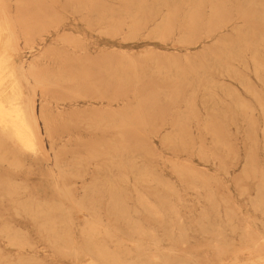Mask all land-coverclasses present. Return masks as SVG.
<instances>
[{
    "label": "rangeland",
    "instance_id": "obj_1",
    "mask_svg": "<svg viewBox=\"0 0 264 264\" xmlns=\"http://www.w3.org/2000/svg\"><path fill=\"white\" fill-rule=\"evenodd\" d=\"M0 119V264H264V0H0Z\"/></svg>",
    "mask_w": 264,
    "mask_h": 264
},
{
    "label": "bare ground",
    "instance_id": "obj_2",
    "mask_svg": "<svg viewBox=\"0 0 264 264\" xmlns=\"http://www.w3.org/2000/svg\"><path fill=\"white\" fill-rule=\"evenodd\" d=\"M242 1V0H241ZM250 9V8H249ZM248 9V10H249ZM244 10V9H243ZM212 12V11H211ZM239 31H237V33H238ZM236 33V34H237ZM247 35V34H246ZM242 36V35H241ZM244 43V42H243ZM228 44V43H227ZM245 109V108H244ZM31 111V110H30ZM30 115H31V112H30ZM32 116V115H31ZM1 120V119H0ZM2 120H4V119H2ZM33 123V122H32ZM34 125V124H33ZM33 128V127H32ZM33 131H34V129H33ZM28 136V135H27ZM38 137V136H37ZM62 190V189H61ZM83 201V200H82ZM81 209V208H80ZM96 211V210H95ZM128 213V212H127ZM134 213V212H133ZM148 214V213H147ZM118 215V214H117ZM91 216H95V215H91ZM100 216V215H99ZM122 217V216H121ZM91 218V217H90ZM225 218V217H224ZM94 219V218H93ZM123 219V218H122ZM206 219H208L207 217H206ZM88 220V219H87ZM205 220V219H204ZM207 221V220H206ZM94 222V221H93ZM138 222V221H137ZM97 223V222H96ZM122 223V222H121ZM117 224V223H116ZM160 224V223H159ZM95 225H97V224H95ZM99 225V224H98ZM114 226V225H113ZM135 226V225H134ZM132 228H133V226H132ZM133 230V229H132ZM131 230V231H132ZM130 231V232H131ZM169 231V230H168ZM135 232H136V230H135ZM143 232V231H142ZM132 233V232H131ZM138 233V232H137ZM142 234H144V233H142ZM115 235V234H114ZM149 239H151V238H149ZM137 242V241H136ZM136 249V248H135ZM130 252V251H129ZM151 260V259H150Z\"/></svg>",
    "mask_w": 264,
    "mask_h": 264
}]
</instances>
